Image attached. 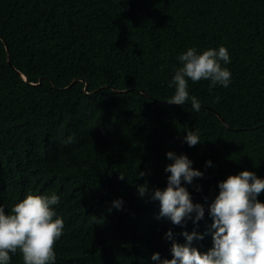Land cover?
Wrapping results in <instances>:
<instances>
[{"label": "trees", "instance_id": "obj_1", "mask_svg": "<svg viewBox=\"0 0 264 264\" xmlns=\"http://www.w3.org/2000/svg\"><path fill=\"white\" fill-rule=\"evenodd\" d=\"M220 46L229 86L189 80L199 112L167 103L178 56ZM169 151L203 173L183 185L205 209L195 223L158 218L159 201L138 196L145 181L167 186ZM244 170L264 179V0H0V206L59 196L55 264H159L169 230L181 244L202 234L193 247L207 252L218 184Z\"/></svg>", "mask_w": 264, "mask_h": 264}, {"label": "clouds", "instance_id": "obj_2", "mask_svg": "<svg viewBox=\"0 0 264 264\" xmlns=\"http://www.w3.org/2000/svg\"><path fill=\"white\" fill-rule=\"evenodd\" d=\"M182 64L177 68L169 87L175 86L169 104L184 105L191 100L195 112L201 110L200 101L189 95V80L193 83L210 81L211 88L219 85L228 87L232 74L227 67L230 63L228 49L224 46L208 48L198 52L188 48L177 58ZM72 137L68 138L71 142ZM184 141L190 146L201 143L200 136L188 131ZM173 161L165 167L170 173L167 186L150 189L147 182L137 185L140 198L159 201V217L168 218L174 225H182L186 217L195 213L194 223L204 217L205 209L201 204L192 202L191 193L184 184L191 185L203 173L192 167L193 162L186 155L166 153ZM211 166V161L206 162ZM140 172L139 177H144ZM124 180L123 175H119ZM219 194L209 205L212 224V247L201 252L193 247V241L203 240L204 236L193 231L183 232L185 243L173 239L169 230L166 238L172 240L171 259L161 260L159 253L152 260L159 264H264V203L257 198L264 193V179L252 171L244 170L238 175H230L218 184ZM199 190V186L197 188ZM60 203L55 193L51 195L29 193L6 213L0 206V264H10L12 255L19 252L23 264H55L56 242L63 235L64 220L57 215L54 206ZM123 200L113 201V207L123 209Z\"/></svg>", "mask_w": 264, "mask_h": 264}, {"label": "water", "instance_id": "obj_3", "mask_svg": "<svg viewBox=\"0 0 264 264\" xmlns=\"http://www.w3.org/2000/svg\"><path fill=\"white\" fill-rule=\"evenodd\" d=\"M9 60H10V57H9Z\"/></svg>", "mask_w": 264, "mask_h": 264}]
</instances>
